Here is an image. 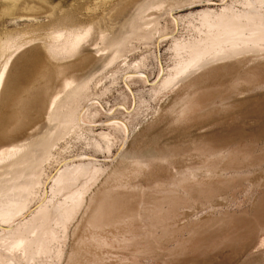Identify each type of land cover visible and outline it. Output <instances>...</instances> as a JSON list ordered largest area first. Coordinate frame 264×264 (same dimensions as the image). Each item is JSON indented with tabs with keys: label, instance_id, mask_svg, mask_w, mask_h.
Here are the masks:
<instances>
[{
	"label": "rangeland",
	"instance_id": "374dc122",
	"mask_svg": "<svg viewBox=\"0 0 264 264\" xmlns=\"http://www.w3.org/2000/svg\"><path fill=\"white\" fill-rule=\"evenodd\" d=\"M7 63L0 264H264V0H0Z\"/></svg>",
	"mask_w": 264,
	"mask_h": 264
},
{
	"label": "bare ground",
	"instance_id": "6f19581e",
	"mask_svg": "<svg viewBox=\"0 0 264 264\" xmlns=\"http://www.w3.org/2000/svg\"><path fill=\"white\" fill-rule=\"evenodd\" d=\"M229 25H230V23H229ZM84 32H85V30L84 29H80V30H78L77 31V39H76V41H75V44H74V48L75 49H77L78 50V46H79V44H80V38L84 35ZM252 38V37H251ZM250 38V39H251ZM254 38V37H253ZM258 38V37H257ZM73 46V45H72ZM71 46V47H72ZM76 50V51H77ZM197 59V58H196ZM8 63H9V61H8ZM8 63L4 66V68H3V70L1 71V73H0V89H2V84H3V81H4V77H5V74H6V69H7V67H8ZM190 66V65H189ZM127 78V77H126ZM84 82V81H83ZM67 84H70V82H67L66 83V85ZM83 85V84H82ZM78 86V85H77ZM76 89V88H75ZM74 89V90H75ZM73 118H75V112L73 111V112H71L68 116H67V119H68V121H73ZM81 120H83V119H81ZM115 123H116V121H115ZM118 123V122H117ZM125 126V125H124ZM4 151H6V150H4ZM78 168V167H77ZM75 174H76V172H75Z\"/></svg>",
	"mask_w": 264,
	"mask_h": 264
}]
</instances>
